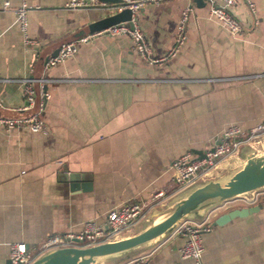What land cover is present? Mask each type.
Instances as JSON below:
<instances>
[{
    "label": "crops",
    "instance_id": "crops-1",
    "mask_svg": "<svg viewBox=\"0 0 264 264\" xmlns=\"http://www.w3.org/2000/svg\"><path fill=\"white\" fill-rule=\"evenodd\" d=\"M2 1L0 106L7 107L23 105L21 85L10 78L27 75L35 57L33 46L23 43L13 6L27 4L26 33L39 46L114 10L111 3L70 7L66 0H8L3 8ZM186 4L185 38L172 55L150 62L128 34L92 32L76 41L71 55L43 68L51 80L39 112L42 127L0 124V264L10 242H23L35 255L47 235L75 232L85 219L102 221L109 208L137 199L144 215L119 236L134 232L190 187L211 174L227 177L241 165L254 142L218 157L191 186L174 182L169 163L184 151L198 155L229 124H264V0L230 5L241 25L233 34L207 15L204 3H144L133 16L153 56L168 49ZM221 206H212L208 216ZM246 206L255 208L220 223L210 219L198 264H264V194ZM181 241L166 233L97 261L197 264L179 254Z\"/></svg>",
    "mask_w": 264,
    "mask_h": 264
},
{
    "label": "built area",
    "instance_id": "built-area-1",
    "mask_svg": "<svg viewBox=\"0 0 264 264\" xmlns=\"http://www.w3.org/2000/svg\"><path fill=\"white\" fill-rule=\"evenodd\" d=\"M156 1L158 0H121L120 2L113 4L112 6L114 7V10H119L122 7H128L130 9L129 19L131 23L129 24L125 20H120L102 27L98 31H95V33L106 32L110 34H128L132 39L135 50L150 62L159 61L172 55L179 48L185 38V23L191 5L186 4L180 8L175 22L172 41L166 52L159 56H153L150 52L149 45L144 38L143 32L134 21L133 14L144 3ZM235 1L236 0H203L204 5L206 6L207 15L215 18L231 34L239 32L241 28L238 18L230 10V5ZM8 3V0H3L1 5L4 8L8 6ZM65 4L70 7H89L95 4L105 5L107 2L101 0H66ZM250 8H252L251 5ZM26 9L27 4L25 2H19L12 7L14 20L21 30L23 43L27 46H33L34 54H36L39 42L36 38L26 33ZM90 34L61 43L55 54L46 57L43 63V68L71 55L76 50V41L82 40ZM29 69H31V67ZM10 79L17 81L21 85L23 99H26L28 104H30L33 99L31 79L27 75ZM48 80H51V78L42 74L38 78L40 95L46 96V90H41V84L46 83ZM41 107L42 106L40 105L39 110ZM39 110L24 118L0 116V124L5 128L24 125L31 130L40 129L42 127V119L39 115ZM263 130L264 124L262 122H258L248 129H241L237 124H229L225 126L219 132L217 141L204 148L201 154L192 156L190 152L184 151L175 156L169 163L172 170V179L180 187L190 185L199 176L208 174L218 157L231 154L244 142L257 141L258 135L263 132ZM259 192H263L264 194V188H258L251 190L248 193L234 195L215 206L228 203H235L236 205L255 203L258 200ZM210 208L212 207L206 209L203 216L199 219L183 217L177 220L167 233L180 235L182 237V241L178 246L179 254L181 256L191 257L197 264L200 262L202 252V232L210 228V219L208 216V210ZM143 209V201L132 199L122 202L106 210L102 221L98 222L93 218H87L75 232L67 231L47 235L38 244L36 254L53 246L66 244L86 245L101 240L117 238L120 232L131 229V227L141 219L144 215ZM33 256L34 254L28 250L23 242H10L8 244L7 258L4 264H27Z\"/></svg>",
    "mask_w": 264,
    "mask_h": 264
},
{
    "label": "water",
    "instance_id": "water-1",
    "mask_svg": "<svg viewBox=\"0 0 264 264\" xmlns=\"http://www.w3.org/2000/svg\"><path fill=\"white\" fill-rule=\"evenodd\" d=\"M101 1L113 5L121 0ZM194 1L197 5H203V0ZM129 18L130 9L122 7L119 10H114L92 19L54 40L40 45L33 59L30 72L27 74L31 79L33 89L32 102L28 104V101L23 99V105L25 106H0V116L24 118L37 112L40 105H44L45 96L40 95L38 78L42 74L44 60L48 55L55 54L61 43L75 40L120 20H125L130 24ZM45 89L46 84H41V90L44 91ZM41 111L42 109L39 110V112ZM260 147L261 142L258 140L254 141L245 151L241 165L224 180L209 177L203 182L190 187L185 193L166 204L160 210L147 215L145 224L140 229L117 238L101 240L86 245L66 244L53 246L35 254L27 264H98L97 257L99 256L133 249L146 242H151L168 233L174 223L183 217L199 219L207 208L218 205L234 195L248 193L251 190L263 187L264 151L257 152ZM254 208L255 206L243 204H225L212 214L209 219H213V223H220L231 216L248 212Z\"/></svg>",
    "mask_w": 264,
    "mask_h": 264
},
{
    "label": "rangeland",
    "instance_id": "rangeland-1",
    "mask_svg": "<svg viewBox=\"0 0 264 264\" xmlns=\"http://www.w3.org/2000/svg\"><path fill=\"white\" fill-rule=\"evenodd\" d=\"M262 137V132L258 135V137H257V139H258V141H260V142H262V144L264 143V140L261 138ZM211 176H212V174H211ZM211 176H208V177H211ZM213 177V176H212ZM217 177V176H216ZM219 180H224L226 177H225V175H220L219 177ZM218 178H216V179H218ZM264 188V186L263 187H261V189H263ZM263 194V192H259L258 193V200H257V202L259 201V198H260V196ZM251 205V204H250ZM138 224V223H137ZM137 224H134L131 228H135V227H137L136 225ZM139 226V225H138ZM125 232H128V230L127 231H124V232H120L119 233V235H122L123 233H125Z\"/></svg>",
    "mask_w": 264,
    "mask_h": 264
}]
</instances>
